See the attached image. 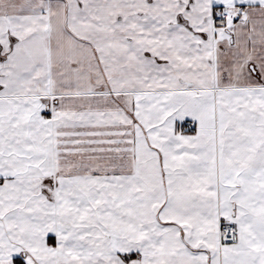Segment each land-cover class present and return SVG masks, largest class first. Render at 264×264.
I'll return each mask as SVG.
<instances>
[{
  "label": "snow or ice",
  "instance_id": "1",
  "mask_svg": "<svg viewBox=\"0 0 264 264\" xmlns=\"http://www.w3.org/2000/svg\"><path fill=\"white\" fill-rule=\"evenodd\" d=\"M0 264H264V0H0Z\"/></svg>",
  "mask_w": 264,
  "mask_h": 264
}]
</instances>
